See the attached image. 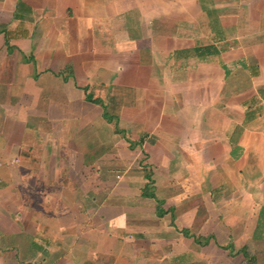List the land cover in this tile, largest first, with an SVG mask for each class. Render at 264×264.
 Returning <instances> with one entry per match:
<instances>
[{"label": "crops", "instance_id": "crops-1", "mask_svg": "<svg viewBox=\"0 0 264 264\" xmlns=\"http://www.w3.org/2000/svg\"><path fill=\"white\" fill-rule=\"evenodd\" d=\"M0 264H264V0H0Z\"/></svg>", "mask_w": 264, "mask_h": 264}, {"label": "trees", "instance_id": "trees-1", "mask_svg": "<svg viewBox=\"0 0 264 264\" xmlns=\"http://www.w3.org/2000/svg\"><path fill=\"white\" fill-rule=\"evenodd\" d=\"M88 96V101H90V102H95V103H97L99 100H96V99H92V97L90 96V95H87Z\"/></svg>", "mask_w": 264, "mask_h": 264}]
</instances>
